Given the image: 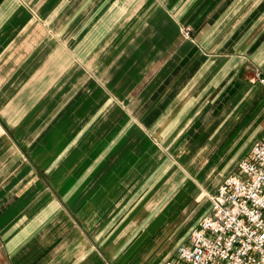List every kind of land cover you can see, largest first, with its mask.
Wrapping results in <instances>:
<instances>
[{
  "label": "crops",
  "instance_id": "crops-1",
  "mask_svg": "<svg viewBox=\"0 0 264 264\" xmlns=\"http://www.w3.org/2000/svg\"><path fill=\"white\" fill-rule=\"evenodd\" d=\"M261 79L264 0H0V264L173 258Z\"/></svg>",
  "mask_w": 264,
  "mask_h": 264
},
{
  "label": "built area",
  "instance_id": "built-area-1",
  "mask_svg": "<svg viewBox=\"0 0 264 264\" xmlns=\"http://www.w3.org/2000/svg\"><path fill=\"white\" fill-rule=\"evenodd\" d=\"M209 200V212L164 264H264V132Z\"/></svg>",
  "mask_w": 264,
  "mask_h": 264
}]
</instances>
